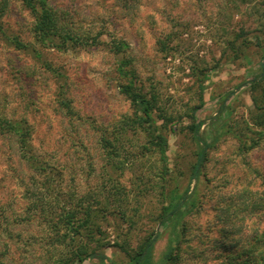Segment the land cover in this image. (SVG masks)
I'll list each match as a JSON object with an SVG mask.
<instances>
[{"label": "rangeland", "instance_id": "1", "mask_svg": "<svg viewBox=\"0 0 264 264\" xmlns=\"http://www.w3.org/2000/svg\"><path fill=\"white\" fill-rule=\"evenodd\" d=\"M2 1L0 116L32 128L43 170L27 172L0 137V262L134 264L159 229L153 264L246 258L264 231V82L238 88L262 73L264 0H48L99 42L67 51L37 38L20 2ZM126 85L156 97L151 127ZM197 124L212 147L192 180ZM177 204L184 216L160 228ZM81 207L103 211L98 231L60 221ZM81 246L100 255L75 262Z\"/></svg>", "mask_w": 264, "mask_h": 264}, {"label": "trees", "instance_id": "2", "mask_svg": "<svg viewBox=\"0 0 264 264\" xmlns=\"http://www.w3.org/2000/svg\"><path fill=\"white\" fill-rule=\"evenodd\" d=\"M11 1L20 2L22 6L31 13L36 21L34 34L40 41L44 43L48 42L56 49L67 51L78 46L92 45L89 43V40L94 41L93 43L95 44L93 45L99 43L94 37L86 38L79 35L74 28L67 24L62 14L52 4H50L48 0H3L2 2L3 5H7ZM114 47L118 53H122L126 46L124 43H121L115 44ZM262 82H264V64L262 65L261 75L251 82L240 85L238 90H242L248 86H253L255 89ZM121 90L122 93L130 99L132 105L137 107V109L142 113L140 118L141 125H149V127H151L154 122L153 111L156 107V97L153 95L149 96L148 93L143 91V89H137L132 85L123 86ZM233 95L234 93H230L228 99H231ZM255 103L256 106L259 107L257 100H255ZM69 104L70 103L67 101H62V105L67 109L68 113L71 114ZM262 108L263 107L260 106V109ZM190 130L201 146L198 153V159L192 173V180H198L206 162L207 152L212 145L202 138L200 134L201 124L192 126ZM32 133V128L25 120H13L0 116V137L15 141L18 148L17 154L20 156L19 159L26 166L27 172L39 173L43 169L38 163V158L33 153V148L29 143L32 138ZM154 139V144L160 148L162 153H164L168 145L166 137L159 134L155 136ZM188 194L189 188L186 191L182 203L186 201ZM78 215H82L83 217L78 218ZM101 215H103L102 210H95L91 207H81L80 210H76L72 214L68 213V215H65L60 221L64 222L65 225L70 227L73 231L79 232V230L93 229L94 227H96V231H98L99 229L97 227L96 219ZM174 216H184L181 204L175 205L172 209L167 208L164 210L160 228ZM74 218L76 220L73 222ZM55 228L57 227L55 226ZM159 234L160 229L154 237L145 243L139 254L133 258L132 261L134 264H153L152 256ZM175 251V247L169 251L165 257L166 262L174 260ZM246 251V255H248L246 258L243 260L241 259L239 262H232L228 264H264V231H262L261 234H257L255 238L251 240V244ZM99 255L100 254H98L97 250H91L87 246H81L75 254L74 261L83 263L85 260L91 257H98ZM0 264L2 263L0 262Z\"/></svg>", "mask_w": 264, "mask_h": 264}]
</instances>
